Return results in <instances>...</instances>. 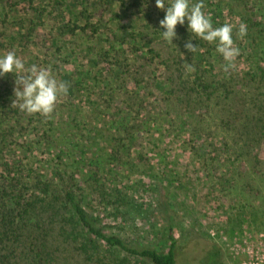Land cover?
<instances>
[{
  "label": "rangeland",
  "instance_id": "rangeland-1",
  "mask_svg": "<svg viewBox=\"0 0 264 264\" xmlns=\"http://www.w3.org/2000/svg\"><path fill=\"white\" fill-rule=\"evenodd\" d=\"M24 1L0 0V42L5 46L0 44V56L15 50L26 68L35 65L49 69L58 82L61 79L56 71L60 68L61 77L77 84V91L59 96L48 116L31 114L36 117L31 123L29 114L11 118L14 134L2 152L0 164L21 161V169L29 178L39 174L53 177L54 183L59 173L64 179L74 177L84 208L109 233L161 252L167 251L173 240L179 264H264V183L245 176L247 167L241 164L235 168L241 175L231 181L226 155L220 148L222 133L214 132L207 143L186 141L183 133L158 120L138 130L133 138H124L121 131L113 134L115 120H129L133 114L135 121L143 122L146 111L157 116L165 111L162 93L156 88L140 89L138 102L129 109L120 94L110 99L117 82L113 66L99 57L101 49L110 50L113 56L124 51L135 57L131 47L140 43H130L120 35L137 30L138 17L131 12L124 20L106 16L95 36L92 31L72 36L62 33L60 27L64 23L85 25L77 15L83 3L89 2L79 0L75 9L59 13L54 10V0ZM25 4L35 10L29 8L23 13ZM206 6L233 25L235 32L241 22H256L257 29L264 28V0H213ZM249 9H253L251 13ZM41 13L40 33L47 40L54 37L60 51L31 44L23 48L19 34ZM262 35H257L258 41ZM236 39L238 46L252 50L253 37ZM263 49L261 44L257 51ZM31 57L32 62L27 64ZM233 65L249 69L251 62L244 56ZM11 76L15 74L0 78ZM44 130L51 140L44 138ZM119 137L124 138L117 155L120 160L115 156L117 161H110ZM214 155L218 156L215 160L211 159ZM248 182L256 185L253 193ZM238 210L245 211L249 218L241 221ZM257 211L263 218L253 220L251 213ZM123 257L116 250L111 264H118ZM105 263L109 264L95 262Z\"/></svg>",
  "mask_w": 264,
  "mask_h": 264
},
{
  "label": "trees",
  "instance_id": "trees-1",
  "mask_svg": "<svg viewBox=\"0 0 264 264\" xmlns=\"http://www.w3.org/2000/svg\"><path fill=\"white\" fill-rule=\"evenodd\" d=\"M211 1L203 0L202 10L210 15L213 27H218L225 22L215 9L207 8ZM54 2V10L61 13L75 9L79 0ZM86 2L89 3H83L82 11L77 15L85 21V25L64 23L60 27L62 33L75 36L79 32L92 31L95 36L106 16L112 20H124L129 12L140 20L137 30L120 35L130 43L131 40L140 43L131 47L135 57L126 55L124 51L122 55L113 56L110 50L101 49L99 57L113 66L114 81L117 82L110 99L115 100L121 95L129 109L138 102L140 89L156 88L162 93L164 112L157 113V116L146 111L143 122L135 121L133 114L129 120H115L113 134L121 131L125 134L124 138H133L138 130L148 128L158 120L162 124L169 123L171 130L183 133L186 141L191 142L202 140L207 143V137L218 131L223 136L220 148L226 155L231 181L241 175V171L235 170L241 164L247 167L245 176L257 177L264 183V49L257 51L261 44L264 48V28L257 29L256 22L247 23L245 37H253L250 52L246 47L238 46V36L233 31L234 46L240 50L233 63L247 56L251 66L241 69L238 65H232L225 71V62L215 51V45L189 32L187 21L183 26H176L177 37L172 44L161 38L159 31L164 29L160 28L158 22L163 18L164 11L156 8L155 0ZM29 8L35 10L25 4L23 13H28ZM42 15L38 14L37 21L33 19L30 27L19 34L24 43L22 46L25 49L31 44L48 51L56 47L60 51L54 37L47 40L46 35L40 33ZM94 18H97L96 22L92 21ZM257 35L263 36L259 38L260 41ZM0 36L3 33L0 32ZM186 42L197 46V50L193 53L187 51L184 47ZM0 44L5 47L4 42ZM174 51L176 53H171ZM31 60L32 57L27 64ZM188 65L194 70L188 71ZM56 72L61 79L59 82L67 86L66 94L74 95L77 84H72L70 78L64 80L60 68ZM8 78H0V158L4 148L10 145V136L14 134L11 118H21L26 114L13 105L15 77ZM27 118L30 123L36 119L34 115ZM20 123L18 126H23ZM43 132L44 138L49 139L48 131ZM124 138L117 139L115 155L113 158L109 156L108 160H120L117 155L122 151L120 143ZM217 157L214 155L211 159ZM22 165L21 161L0 164V264H83L84 261L87 264L101 261L111 264L115 261L113 255L116 250L125 255L118 264H179L173 240L168 250L161 252L109 233L84 208L75 188L74 177L64 179L59 173L55 183L53 177L39 174L29 178V174L23 173ZM248 184L253 193L256 185ZM251 193L245 194L248 196ZM237 215L243 218L241 221L249 218L243 210H238ZM251 215L253 220L263 218L258 211ZM128 257L134 258V261Z\"/></svg>",
  "mask_w": 264,
  "mask_h": 264
},
{
  "label": "clouds",
  "instance_id": "clouds-1",
  "mask_svg": "<svg viewBox=\"0 0 264 264\" xmlns=\"http://www.w3.org/2000/svg\"><path fill=\"white\" fill-rule=\"evenodd\" d=\"M157 9L164 11V16L159 20L161 38L172 44L177 37L176 26H183L187 21V30L195 37L215 45V51L225 62V71L230 69L233 61L239 55V48L234 46L233 25L225 23L213 27L211 17L202 9L203 0H155ZM247 34V26L240 23L236 35L243 39ZM184 47L193 53L197 50L191 42H186ZM188 71L194 70L191 65ZM7 73L15 74L13 91L15 99L13 105L26 114H40L48 116L54 110L55 104L62 94L67 91L63 82H58L49 69L37 68L33 65L26 68L24 62L17 56L15 50H10L0 56V76Z\"/></svg>",
  "mask_w": 264,
  "mask_h": 264
}]
</instances>
